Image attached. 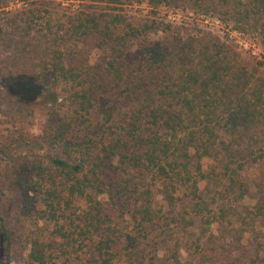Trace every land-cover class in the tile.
<instances>
[{
  "label": "trees",
  "instance_id": "trees-1",
  "mask_svg": "<svg viewBox=\"0 0 264 264\" xmlns=\"http://www.w3.org/2000/svg\"><path fill=\"white\" fill-rule=\"evenodd\" d=\"M44 1L0 0L3 100L44 116L0 141V264H264V60L157 15L264 44V0Z\"/></svg>",
  "mask_w": 264,
  "mask_h": 264
},
{
  "label": "rangeland",
  "instance_id": "rangeland-1",
  "mask_svg": "<svg viewBox=\"0 0 264 264\" xmlns=\"http://www.w3.org/2000/svg\"><path fill=\"white\" fill-rule=\"evenodd\" d=\"M23 6V1H13L8 4L7 9H20ZM77 6V0H49V5L47 7L52 11H56L57 14H60L63 10H72ZM123 11L128 18L136 19L143 17L147 13V8L144 5H131L125 6ZM157 15L163 20L170 22H187L195 20L200 26H204L205 28L212 30L218 36L227 35V39H229L245 57L259 61L264 60V44L259 42L257 39L254 40L244 35H239L236 32L229 31L213 18L197 17L192 15L190 12H181L179 10L164 8H160L157 11ZM85 53H87L88 62L93 65L94 73L98 75V81L101 82V84H106L105 78L100 76V71L102 69L100 52L96 49L90 48L89 46H85ZM3 84L0 85V141L7 142L10 138L24 140L29 138L31 134H37L41 128L42 122L44 121L43 110L37 106H24L19 104L18 101H12V99H9V103L8 101L3 100L4 93L6 92ZM12 144H14L13 141ZM18 146L21 147L24 146V144L20 143ZM202 163L203 166H206L208 161L204 159ZM1 164L2 162H0V167ZM252 176L253 175H250V178ZM254 196H256V192L250 185L249 190L246 193V197L243 198V200L245 203L252 204L254 202ZM12 247V251L17 249L16 244H13ZM158 255H161V251H158ZM10 264H24L22 255H13L11 257ZM174 264L194 263L182 253L179 262Z\"/></svg>",
  "mask_w": 264,
  "mask_h": 264
}]
</instances>
